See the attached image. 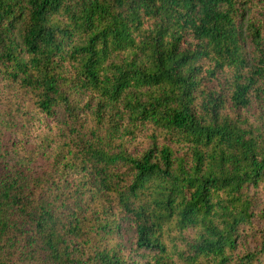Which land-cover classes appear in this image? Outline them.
I'll list each match as a JSON object with an SVG mask.
<instances>
[{"label":"trees","instance_id":"trees-1","mask_svg":"<svg viewBox=\"0 0 264 264\" xmlns=\"http://www.w3.org/2000/svg\"><path fill=\"white\" fill-rule=\"evenodd\" d=\"M254 218L264 0H0V264H261Z\"/></svg>","mask_w":264,"mask_h":264},{"label":"rangeland","instance_id":"rangeland-1","mask_svg":"<svg viewBox=\"0 0 264 264\" xmlns=\"http://www.w3.org/2000/svg\"><path fill=\"white\" fill-rule=\"evenodd\" d=\"M12 138L11 132L5 131L2 136V141L3 143H9V141L13 140ZM45 168L46 163L40 159H37L31 164L32 172L36 175L44 171ZM259 201L260 198L258 199V202ZM260 236H264V219L254 218L250 228L239 238L236 252L252 250L259 243ZM261 264H264V262Z\"/></svg>","mask_w":264,"mask_h":264}]
</instances>
